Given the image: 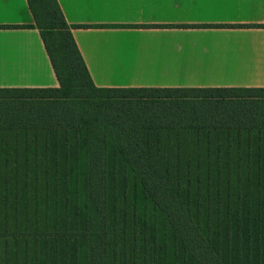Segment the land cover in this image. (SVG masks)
Returning a JSON list of instances; mask_svg holds the SVG:
<instances>
[{"label":"trees","instance_id":"trees-1","mask_svg":"<svg viewBox=\"0 0 264 264\" xmlns=\"http://www.w3.org/2000/svg\"><path fill=\"white\" fill-rule=\"evenodd\" d=\"M26 2L58 86L0 87L2 263L264 264V87H98Z\"/></svg>","mask_w":264,"mask_h":264},{"label":"crops","instance_id":"crops-1","mask_svg":"<svg viewBox=\"0 0 264 264\" xmlns=\"http://www.w3.org/2000/svg\"><path fill=\"white\" fill-rule=\"evenodd\" d=\"M57 2L98 87H264V0ZM29 24L0 0V87L58 86Z\"/></svg>","mask_w":264,"mask_h":264},{"label":"rangeland","instance_id":"rangeland-1","mask_svg":"<svg viewBox=\"0 0 264 264\" xmlns=\"http://www.w3.org/2000/svg\"><path fill=\"white\" fill-rule=\"evenodd\" d=\"M2 260H3V246H2V242H0V264H3Z\"/></svg>","mask_w":264,"mask_h":264}]
</instances>
